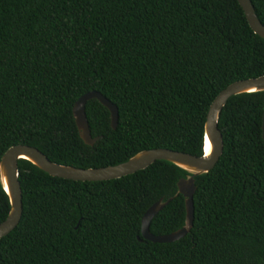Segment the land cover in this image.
<instances>
[{
	"label": "trees",
	"instance_id": "obj_1",
	"mask_svg": "<svg viewBox=\"0 0 264 264\" xmlns=\"http://www.w3.org/2000/svg\"><path fill=\"white\" fill-rule=\"evenodd\" d=\"M264 25V0H250ZM264 74V39L237 0H0V156L11 145L49 160L102 167L164 147L202 154L214 96L234 80ZM95 90L117 110L115 127L95 98L84 104L92 145L79 138L71 107ZM264 91L229 96L217 119L222 151L193 176V219L170 242L141 239L184 222L165 160L114 179L50 176L19 158L21 214L0 237V264H264ZM9 203L0 185V221Z\"/></svg>",
	"mask_w": 264,
	"mask_h": 264
},
{
	"label": "water",
	"instance_id": "obj_2",
	"mask_svg": "<svg viewBox=\"0 0 264 264\" xmlns=\"http://www.w3.org/2000/svg\"><path fill=\"white\" fill-rule=\"evenodd\" d=\"M237 2L241 6L252 31L264 39V25L256 17L250 0H237ZM252 91H264V74L234 80L218 91L210 102L205 114L202 154L199 156L183 151L157 147L140 150L129 156L126 160L114 165L81 168L53 162L37 148L27 144L17 143L7 147L0 156V185L7 195L9 209L6 216L0 221V237L6 235L16 226L21 214V192L17 181L16 164L19 158L28 160L50 176L78 181L114 179L143 169L155 160L169 161L188 173L186 176L178 178L175 183L176 193H180L183 196V225L165 234L154 235L149 232L148 225L151 218L171 199V197H167L164 200L159 198L143 211L140 217V235L141 239L152 242H170L183 237L191 228L193 219L192 195L195 190L193 176L205 173L211 169L222 151L221 134L217 128L219 112L229 96ZM91 98H95L108 110L109 124L112 129L115 127L117 118L115 105L100 92L91 90L78 96L72 104L71 113L78 136L87 145H92L100 137L99 135L91 137L84 114V104ZM261 137L264 141V98L261 116ZM206 141H208L210 149L205 154Z\"/></svg>",
	"mask_w": 264,
	"mask_h": 264
},
{
	"label": "bare ground",
	"instance_id": "obj_3",
	"mask_svg": "<svg viewBox=\"0 0 264 264\" xmlns=\"http://www.w3.org/2000/svg\"><path fill=\"white\" fill-rule=\"evenodd\" d=\"M209 149H210V145H209L208 141H206L205 142V148H204L205 154L209 152Z\"/></svg>",
	"mask_w": 264,
	"mask_h": 264
}]
</instances>
